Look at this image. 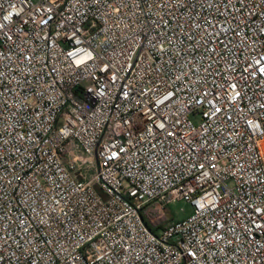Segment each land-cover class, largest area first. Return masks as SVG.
<instances>
[{
  "label": "built area",
  "instance_id": "2783aa9c",
  "mask_svg": "<svg viewBox=\"0 0 264 264\" xmlns=\"http://www.w3.org/2000/svg\"><path fill=\"white\" fill-rule=\"evenodd\" d=\"M0 264H264V0H0Z\"/></svg>",
  "mask_w": 264,
  "mask_h": 264
},
{
  "label": "rangeland",
  "instance_id": "374dc122",
  "mask_svg": "<svg viewBox=\"0 0 264 264\" xmlns=\"http://www.w3.org/2000/svg\"><path fill=\"white\" fill-rule=\"evenodd\" d=\"M189 214L190 207L182 201H176L166 207L162 217L154 218L151 221L144 219V221L152 231L156 232L165 222L179 221L186 218Z\"/></svg>",
  "mask_w": 264,
  "mask_h": 264
},
{
  "label": "trees",
  "instance_id": "16d2710c",
  "mask_svg": "<svg viewBox=\"0 0 264 264\" xmlns=\"http://www.w3.org/2000/svg\"><path fill=\"white\" fill-rule=\"evenodd\" d=\"M152 232H154V231H152Z\"/></svg>",
  "mask_w": 264,
  "mask_h": 264
}]
</instances>
